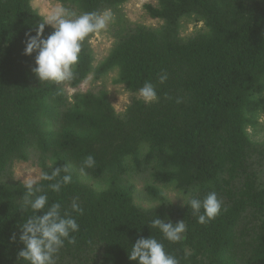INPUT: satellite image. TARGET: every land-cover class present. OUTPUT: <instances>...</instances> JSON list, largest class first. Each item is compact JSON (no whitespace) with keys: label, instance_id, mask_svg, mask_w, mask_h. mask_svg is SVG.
Masks as SVG:
<instances>
[{"label":"trees","instance_id":"trees-1","mask_svg":"<svg viewBox=\"0 0 264 264\" xmlns=\"http://www.w3.org/2000/svg\"><path fill=\"white\" fill-rule=\"evenodd\" d=\"M55 1L77 15L119 13L128 2ZM142 9L157 26L124 25L97 65L90 34L72 80L40 82L35 53L24 48L25 34L34 36L44 18L31 0H0V264H28L18 258L19 229L33 213L22 207L25 184L12 171L28 161L49 174L55 161L53 169L67 166L61 176L72 177L59 192L48 187L55 181H37V195L46 193L48 206L59 203L79 224L56 264H136L131 245L150 236L179 264H264V143L252 139L264 113V0H157ZM185 19L203 28L183 37ZM52 31L46 25L43 38ZM112 70L131 94L151 82L157 101L131 99L119 114L104 88L78 90ZM88 155L96 163L81 172ZM137 174L149 177L145 193L156 206L134 203ZM167 186L199 199L214 191L222 209L202 225L187 200L179 207L166 200ZM156 217L184 220L181 239L166 240L152 227Z\"/></svg>","mask_w":264,"mask_h":264},{"label":"clouds","instance_id":"clouds-1","mask_svg":"<svg viewBox=\"0 0 264 264\" xmlns=\"http://www.w3.org/2000/svg\"><path fill=\"white\" fill-rule=\"evenodd\" d=\"M112 18L110 10H105L103 13L84 12L77 15L62 5L45 16L36 26L34 36L25 34L24 54L35 53V67L32 71L40 82L72 80L73 66L78 62L82 43L90 34H98L105 29ZM46 25H50L53 31L43 38ZM166 79V74L159 77L160 83ZM138 95L145 104L156 102L158 99L151 82H145L138 90ZM55 163V161L50 162L51 173L42 170L39 179L55 181L48 187L53 192H59L62 185L71 183L72 177L69 174L61 176L62 172L68 173L69 168L63 166L53 169ZM95 163L94 157L88 155L83 161L81 172L85 168L94 167ZM25 188L22 207L25 210L30 208L33 214L20 226L19 241L23 244V248L18 252V258L27 261L28 264H56L55 256L64 246L65 241L70 244L76 242L72 234L79 231V224L68 213L61 214L59 203L48 206L46 193L37 195L43 190L37 186L35 178L27 179ZM185 199L187 206L197 216V222L202 225L213 220L222 209V201L214 191L209 192L203 199L191 195L186 196ZM181 200L184 202L183 199ZM71 208L77 213H83V209L76 200H73ZM201 210H203L202 213ZM152 227L159 229L163 237L170 242H178L186 231L184 220L173 224L156 217L152 221ZM11 239L15 241L16 235L13 234ZM128 258L136 264H179V261L165 250L164 244L151 236L137 239L131 245Z\"/></svg>","mask_w":264,"mask_h":264},{"label":"rangeland","instance_id":"rangeland-1","mask_svg":"<svg viewBox=\"0 0 264 264\" xmlns=\"http://www.w3.org/2000/svg\"><path fill=\"white\" fill-rule=\"evenodd\" d=\"M156 1L157 0H128V2L120 7L119 13H112L113 18L106 28L100 33L95 34L91 39V48L95 65L108 55L116 41V33H118L124 25L127 27L133 24L157 26V22L150 20L142 9L145 3L155 4ZM31 6L44 18L56 8L60 7V4L55 0H31ZM202 28L203 25L201 23H196L193 19H185L182 22L181 35L187 37ZM116 78L117 70H112L99 81H94L92 76H89L83 81L78 90L85 92L104 88L108 93L111 105L117 113L121 114L125 111L131 99L141 98L138 93L131 94L127 92L122 85L116 84ZM68 93L71 94L73 91L68 89ZM259 124L258 132L252 137L257 144L264 143V113L259 117ZM12 171L14 178L24 184L27 179L35 178L37 181L39 180L40 168L33 161L17 162L13 166ZM131 181L135 186L133 200L137 206L141 208H151L157 205V202L147 197L145 193V188L151 184L146 174L133 175ZM160 191L166 200L175 207L182 206L186 200L185 196L173 186L161 187ZM181 199H183L184 202Z\"/></svg>","mask_w":264,"mask_h":264}]
</instances>
